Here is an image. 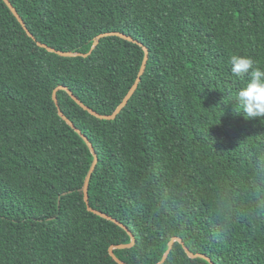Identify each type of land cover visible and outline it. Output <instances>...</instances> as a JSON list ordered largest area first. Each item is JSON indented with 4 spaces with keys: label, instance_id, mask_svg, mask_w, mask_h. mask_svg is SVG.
<instances>
[{
    "label": "trees",
    "instance_id": "obj_1",
    "mask_svg": "<svg viewBox=\"0 0 264 264\" xmlns=\"http://www.w3.org/2000/svg\"><path fill=\"white\" fill-rule=\"evenodd\" d=\"M38 41L89 53L121 31L149 48L142 80L116 119L59 89L62 111L99 162L91 206L125 224L128 264H264V121L230 100L264 68V0H10ZM0 0V264H120L129 230L89 210L94 161L53 97L69 87L111 114L135 83L140 44L106 36L87 57L40 46ZM230 100V101H229Z\"/></svg>",
    "mask_w": 264,
    "mask_h": 264
},
{
    "label": "water",
    "instance_id": "obj_2",
    "mask_svg": "<svg viewBox=\"0 0 264 264\" xmlns=\"http://www.w3.org/2000/svg\"><path fill=\"white\" fill-rule=\"evenodd\" d=\"M7 5L10 7V9L13 11V13L15 14V16L19 19V21L21 22V24L23 25V27L25 28V30L28 32V34L33 37L35 40H37V38L34 36V34L30 31L29 27L27 26L25 20L23 19V17L21 16V14L19 13V11L16 9V7L13 5V3L10 1V0H4ZM106 36H119V37H122V38H125L127 40H130V41H133V42H136L138 44H140L141 46H144V49H145V57H144V60H143V63H142V66H141V69H140V72H139V75L135 81V83L132 85L131 89L129 90L128 94L125 96V98L123 99V101L120 103V105L116 108V110L111 113V114H101L99 113L98 111H96L95 109L89 107L88 105H86L69 87L67 86H59L57 87L54 92H53V97H54V100L57 104V107H58V110H59V114L60 116L63 117V119H65L69 125H71L83 138L84 140L86 141V143L88 144V146L90 147V149L92 150L93 154H94V161L92 163V166H91V169L85 179V182H84V185H83V192H84V196H85V201L88 205V208L89 210L99 214V215H102L110 220H113L117 223H119L121 226L125 227L126 229L129 230V228L123 224L122 222H120L119 220L113 218L112 216L102 212V211H99V210H96L94 209L91 204H90V197H89V183H90V179L97 167V164L99 162V157H98V154H97V151L93 145V143L91 142V140L89 139V137L79 128L76 126V124L68 117L65 115V113L62 111L61 107H60V104H59V99H58V96H57V92L59 89H63V90H66L68 91V93L72 96V98L77 102L79 103L85 110L89 111L91 114H93L94 116L100 118V119H107V120H113V119H116L117 116L123 111V109L126 107V105L128 104L129 100L131 99V97L133 96V94L135 93V91L137 90L141 80H142V76L144 75L145 73V70L147 68V63H148V60H149V48L146 47L141 41L135 39L133 36L129 35V34H126L124 32H121V31H111V32H106V33H102L100 35L97 36V39L95 40L93 46H92V49L89 53H82V52H72V51H63V50H58L56 49L55 47H52V46H49L48 44L46 43H43L41 41H38V44L46 49H48L49 51H52V52H55L59 55H62V56H69V57H74V56H84V57H87L88 55H90L93 50L96 48V46L99 44L100 42V39L106 37ZM129 233L131 234L132 236V242L130 244H119V245H113L111 246L110 248V253L111 255L113 256V258L119 262L120 264H128L124 261H122L120 258H118L114 252V249L115 248H124V247H132L135 245L136 243V237L135 235L129 230ZM180 242L183 244L186 252L193 258H196V257H203L205 259H208L209 261L212 262V259L209 258L207 255L205 254H202V253H195L193 251H191L185 244V242L183 241V239L181 237H178V236H175L171 239L170 243H169V248L168 250L166 251V253L164 254L162 260L160 262H158L157 264H164L166 262V260L168 259L171 251H172V248L175 244V242Z\"/></svg>",
    "mask_w": 264,
    "mask_h": 264
},
{
    "label": "clouds",
    "instance_id": "obj_3",
    "mask_svg": "<svg viewBox=\"0 0 264 264\" xmlns=\"http://www.w3.org/2000/svg\"><path fill=\"white\" fill-rule=\"evenodd\" d=\"M230 64L234 76L248 77L247 83L239 87L230 99L238 101L236 113H243L249 121H264V68L257 66L251 57L238 54L231 55Z\"/></svg>",
    "mask_w": 264,
    "mask_h": 264
}]
</instances>
